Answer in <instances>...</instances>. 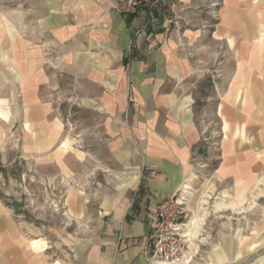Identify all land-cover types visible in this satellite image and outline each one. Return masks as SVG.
I'll list each match as a JSON object with an SVG mask.
<instances>
[{
    "label": "crops",
    "instance_id": "0c3cea01",
    "mask_svg": "<svg viewBox=\"0 0 264 264\" xmlns=\"http://www.w3.org/2000/svg\"><path fill=\"white\" fill-rule=\"evenodd\" d=\"M17 3L49 5L77 111L91 120H68V232L0 204V264H243L244 198L264 175V0H164L131 17L115 0ZM40 19L33 11L38 34ZM5 76L0 67V85ZM172 196L186 212L178 263L146 254Z\"/></svg>",
    "mask_w": 264,
    "mask_h": 264
},
{
    "label": "rangeland",
    "instance_id": "374dc122",
    "mask_svg": "<svg viewBox=\"0 0 264 264\" xmlns=\"http://www.w3.org/2000/svg\"><path fill=\"white\" fill-rule=\"evenodd\" d=\"M17 2L0 0V14L7 18L0 21V67L9 81L5 78L0 85V204L17 219L50 226L59 234L68 232L63 204L68 190V120L91 118L77 111L85 105L79 86L68 85V42L62 37L56 42L48 30L49 5ZM35 10L41 16L39 34L32 20ZM70 87L78 97L72 101ZM68 111L74 116L68 117ZM260 177L244 198L250 227L243 264H259L264 258V175Z\"/></svg>",
    "mask_w": 264,
    "mask_h": 264
},
{
    "label": "built area",
    "instance_id": "2783aa9c",
    "mask_svg": "<svg viewBox=\"0 0 264 264\" xmlns=\"http://www.w3.org/2000/svg\"><path fill=\"white\" fill-rule=\"evenodd\" d=\"M125 17L160 12L164 0H115ZM169 24H175L173 20ZM186 212L176 196L162 202L156 208L153 227L146 239V254L151 259L178 263L187 250V237L183 233Z\"/></svg>",
    "mask_w": 264,
    "mask_h": 264
},
{
    "label": "bare ground",
    "instance_id": "6f19581e",
    "mask_svg": "<svg viewBox=\"0 0 264 264\" xmlns=\"http://www.w3.org/2000/svg\"><path fill=\"white\" fill-rule=\"evenodd\" d=\"M258 263H259V264H264V258H263V259H259V260H258Z\"/></svg>",
    "mask_w": 264,
    "mask_h": 264
}]
</instances>
